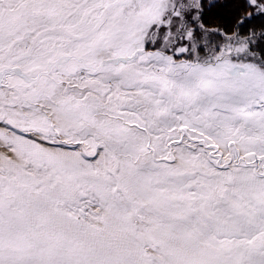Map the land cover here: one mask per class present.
Returning <instances> with one entry per match:
<instances>
[{"label":"snow or ice","instance_id":"6c2138e0","mask_svg":"<svg viewBox=\"0 0 264 264\" xmlns=\"http://www.w3.org/2000/svg\"><path fill=\"white\" fill-rule=\"evenodd\" d=\"M257 20L264 0H0V264H264Z\"/></svg>","mask_w":264,"mask_h":264},{"label":"trees","instance_id":"16d2710c","mask_svg":"<svg viewBox=\"0 0 264 264\" xmlns=\"http://www.w3.org/2000/svg\"><path fill=\"white\" fill-rule=\"evenodd\" d=\"M224 3L235 4V0H223ZM234 7L223 8V9H214L213 12L215 16L209 15L206 17L208 23L210 24H219L221 27L228 26L231 27L229 23L232 19V13ZM257 23H264V20H257Z\"/></svg>","mask_w":264,"mask_h":264}]
</instances>
